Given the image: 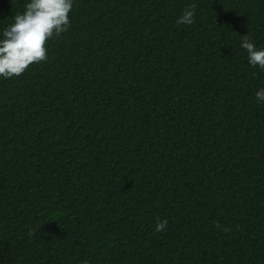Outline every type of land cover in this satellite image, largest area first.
<instances>
[{"label":"trees","instance_id":"16d2710c","mask_svg":"<svg viewBox=\"0 0 264 264\" xmlns=\"http://www.w3.org/2000/svg\"><path fill=\"white\" fill-rule=\"evenodd\" d=\"M27 2L0 0V33ZM69 15L0 78V264H264V70L240 47H264V0Z\"/></svg>","mask_w":264,"mask_h":264},{"label":"clouds","instance_id":"9594fccd","mask_svg":"<svg viewBox=\"0 0 264 264\" xmlns=\"http://www.w3.org/2000/svg\"><path fill=\"white\" fill-rule=\"evenodd\" d=\"M74 0H28L24 11L14 16V23L0 33V78L18 77L33 64L46 62L48 42L66 32L71 26L70 13ZM195 11L185 9L178 23H194ZM240 47L248 54V63L264 70V47L243 35ZM257 101L264 103V88L255 93ZM167 220H158L155 230L163 231ZM31 235V233H30Z\"/></svg>","mask_w":264,"mask_h":264}]
</instances>
